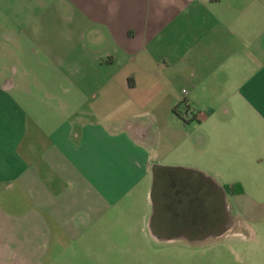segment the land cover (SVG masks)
<instances>
[{"label": "crops", "instance_id": "1", "mask_svg": "<svg viewBox=\"0 0 264 264\" xmlns=\"http://www.w3.org/2000/svg\"><path fill=\"white\" fill-rule=\"evenodd\" d=\"M33 1L0 0V264H63L121 213L157 240L168 174L264 229V0Z\"/></svg>", "mask_w": 264, "mask_h": 264}, {"label": "rangeland", "instance_id": "2", "mask_svg": "<svg viewBox=\"0 0 264 264\" xmlns=\"http://www.w3.org/2000/svg\"><path fill=\"white\" fill-rule=\"evenodd\" d=\"M13 2L14 0H7ZM30 5L33 0H23ZM199 131L190 133L189 139L194 146L193 152H187L186 160L180 157L182 148H175L173 163L194 162L196 160L197 139ZM220 190L218 180L213 181ZM229 198H224L223 205L229 208V218L237 225L241 217L231 208ZM242 222V221H241ZM131 214H120V223L112 230L105 227V235L101 242H84L83 248L75 249L78 256L73 254L63 259V264H264V229L255 225L241 227L233 232L219 235L216 233L215 241L202 244L195 248L176 246L171 248L154 238L151 240L139 232V226L134 223ZM243 223V222H242ZM131 225V226H130ZM244 225V223L242 224ZM109 227L108 229H110ZM134 234H131L130 231Z\"/></svg>", "mask_w": 264, "mask_h": 264}, {"label": "flooded vegetation", "instance_id": "3", "mask_svg": "<svg viewBox=\"0 0 264 264\" xmlns=\"http://www.w3.org/2000/svg\"><path fill=\"white\" fill-rule=\"evenodd\" d=\"M154 192L152 229L156 241L171 248L210 244L216 233L226 234L234 223L222 192L204 180L168 174L155 180Z\"/></svg>", "mask_w": 264, "mask_h": 264}, {"label": "trees", "instance_id": "4", "mask_svg": "<svg viewBox=\"0 0 264 264\" xmlns=\"http://www.w3.org/2000/svg\"><path fill=\"white\" fill-rule=\"evenodd\" d=\"M184 105V102L181 104ZM189 107L184 105L183 106V110H178V106L173 108V113L175 114V116H178V118L182 119L183 122H194L196 121V113L191 111V117H187V111H188ZM184 111V112H183ZM224 190L227 191V193H235V194H240L241 193V189L238 186H232V187H224Z\"/></svg>", "mask_w": 264, "mask_h": 264}, {"label": "built area", "instance_id": "5", "mask_svg": "<svg viewBox=\"0 0 264 264\" xmlns=\"http://www.w3.org/2000/svg\"><path fill=\"white\" fill-rule=\"evenodd\" d=\"M185 93V92H184ZM187 117H191V110H190V108L188 109V111H187Z\"/></svg>", "mask_w": 264, "mask_h": 264}]
</instances>
